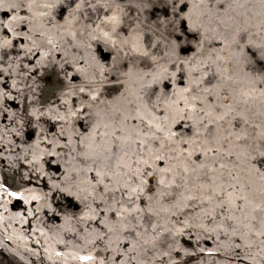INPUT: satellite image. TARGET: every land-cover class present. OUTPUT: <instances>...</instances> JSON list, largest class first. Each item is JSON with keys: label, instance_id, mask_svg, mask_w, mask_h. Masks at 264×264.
<instances>
[{"label": "bare ground", "instance_id": "6f19581e", "mask_svg": "<svg viewBox=\"0 0 264 264\" xmlns=\"http://www.w3.org/2000/svg\"><path fill=\"white\" fill-rule=\"evenodd\" d=\"M161 63L205 70L198 95L220 116L210 113L207 141L183 142L193 120L176 131L173 146L192 150L179 176L161 171L169 163L159 116L149 125L136 111L138 99L161 94L150 83L157 74L144 70ZM39 70L83 89L54 102L69 120L45 117L38 138L54 149L45 166L6 156L25 138L8 147L0 139V173L24 168L28 186L6 197L0 181V255L9 264H264V156L255 143L264 0H0V126L16 117L11 93L27 91L14 80L34 82Z\"/></svg>", "mask_w": 264, "mask_h": 264}, {"label": "rangeland", "instance_id": "374dc122", "mask_svg": "<svg viewBox=\"0 0 264 264\" xmlns=\"http://www.w3.org/2000/svg\"><path fill=\"white\" fill-rule=\"evenodd\" d=\"M159 66L162 67V73L156 72L159 70ZM144 70L150 74H157V78L154 80L152 79L150 83L153 81L157 82L156 86L157 89L161 91V94L154 99V103L151 102V99L155 92L144 96L142 101L138 99V104L141 103L144 110L136 107V111L149 125L154 124L149 118L151 114L153 117L155 115L159 116V119L156 120L158 124L155 129L158 128L160 133L155 134L160 142L167 147L165 148V151L168 152L167 157L169 163L168 166L162 164L161 171L173 176L182 175V173L188 168L185 158L192 154V150H182L181 147L183 145L179 147L173 146L172 143L179 144L182 141V139H178L176 137V131L182 130L181 128L184 124H187V120H193L194 133L192 135H188L187 137L190 139H186L183 142L186 141L192 143L197 141H207L211 138L208 131L209 124L212 122L209 120L210 113L215 115L214 119H217L216 122L220 121V116H216V108L210 105L211 102L208 98V94L205 93V97H203V99H201L198 95L200 88L205 91L207 90L204 88V84L202 83V72L205 70L194 67L193 65H172L166 63L149 65L146 66ZM27 74V72L22 73L24 76ZM62 75L53 70L45 72L43 70H39L37 72V76L34 77V82L30 81L28 83H21L22 80L20 78L14 80V83H16L20 89H22V87H27V91H25V95L20 97L11 93L14 96V102L17 104V107L13 108L12 112L11 106L8 110L12 114L14 113L16 117L10 121L12 116H8L5 123L0 126V139L2 140V143L7 145V147L8 144L14 142V137L16 136L25 138V142H21V140L16 141L14 145H19L22 151L14 152L13 154H6L10 160H13V158H15L18 154L22 156L29 154L30 158L27 163L33 168L38 169L41 165L45 166L44 163L42 164V157L46 154H52V152H54V149L50 148V145L48 146L43 143V141L48 140L47 137L41 136L38 138L40 130L47 125L45 117H51L52 119H64L65 116L68 115L65 120H69L71 112L68 111V108L52 109L53 105L57 103L56 100L58 99L69 101V97L75 95V93L69 94L70 91L78 92L83 89L82 86H69L66 79H64ZM173 81L177 86L176 92L173 91L172 88L171 83H173ZM195 81L197 85L193 84ZM260 88H263L264 90V87ZM91 94L94 95V93ZM76 96V103L78 104L80 96ZM221 96L223 98H229V95H226V93L221 94ZM263 97L264 95H259V106L261 107L263 105L261 103ZM82 99L85 103L90 102L88 98L83 97ZM151 103L156 105L158 114H156L155 110L152 109V106L150 105ZM94 104L95 103H91L90 105ZM225 104L227 106H232L230 102H226ZM174 108L178 111L177 114L179 119L184 121L177 122L178 120H174L176 119L174 116ZM76 109H79V105H76ZM191 110H193V112H190ZM232 110L234 112L236 111L234 107ZM144 112H146V114H144ZM259 123L261 126L256 130L255 143L258 153L264 156V119L261 118ZM243 133L245 134L244 139L250 138V133H248V131H244ZM235 138H240V136L236 135ZM33 143H36L37 146H33ZM86 146L89 148L91 147L89 144ZM246 154L247 151H242L243 156H246ZM18 171L26 172L24 168H17L14 170L3 167L0 176L3 178V185L6 188H13L19 194H24L21 193V191L27 189L28 186L23 183L22 177ZM160 180L165 181L166 177L162 176ZM0 264H9L6 259L2 257V255H0Z\"/></svg>", "mask_w": 264, "mask_h": 264}]
</instances>
